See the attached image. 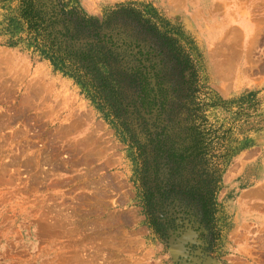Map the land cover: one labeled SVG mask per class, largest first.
<instances>
[{"label": "rangeland", "instance_id": "374dc122", "mask_svg": "<svg viewBox=\"0 0 264 264\" xmlns=\"http://www.w3.org/2000/svg\"><path fill=\"white\" fill-rule=\"evenodd\" d=\"M54 1L71 68L139 81L84 86L0 0V264H264V0Z\"/></svg>", "mask_w": 264, "mask_h": 264}, {"label": "trees", "instance_id": "16d2710c", "mask_svg": "<svg viewBox=\"0 0 264 264\" xmlns=\"http://www.w3.org/2000/svg\"><path fill=\"white\" fill-rule=\"evenodd\" d=\"M50 2L54 3L55 1L22 0L19 16H14L10 21L12 24H16L17 28L28 33L32 43L46 58L53 62L56 68L64 70L66 74L76 77L78 81L86 87L89 86L105 90L112 95H114V92L124 89L123 85L126 82L124 79L125 75L135 78L133 84L139 81V71L137 72L134 69L127 70L122 62V58L119 59V57H117V49L113 48L111 45L98 46L99 44H94V42L90 44L85 42L82 46L84 47L86 45L85 47H87V49L84 50L82 49L83 47L75 49L77 52L81 51V54L77 56V62H79L80 65H77L76 68H71L67 60L70 52L69 50L71 49L67 46L64 47L66 44H69V35L67 36V34H64V31L58 33L56 31H49L50 28L56 26L57 18H59L58 14H60L56 11H52L48 7ZM118 7L125 9L127 6H125V4H120ZM69 12L78 15V10L76 8H73V11L71 10ZM99 21L101 20L97 17H88L87 15L82 17L84 29L93 26V22L98 23ZM47 34L50 40L48 38L46 39ZM55 34L56 36L54 37ZM42 41H44L43 44ZM17 43L18 40L12 41L10 44L15 46Z\"/></svg>", "mask_w": 264, "mask_h": 264}, {"label": "bare ground", "instance_id": "6f19581e", "mask_svg": "<svg viewBox=\"0 0 264 264\" xmlns=\"http://www.w3.org/2000/svg\"><path fill=\"white\" fill-rule=\"evenodd\" d=\"M166 1H169V2H173V3H174L175 1L177 2L178 0H166ZM173 247H174L173 250H174L175 253H179V252H181V249H182L181 247H182V246L176 244V245L173 246ZM205 264H216V262H214L213 260H210V259H209V260L207 261V263H205Z\"/></svg>", "mask_w": 264, "mask_h": 264}]
</instances>
